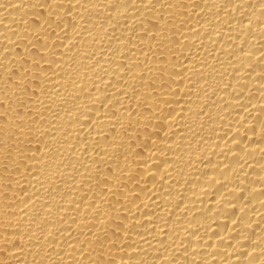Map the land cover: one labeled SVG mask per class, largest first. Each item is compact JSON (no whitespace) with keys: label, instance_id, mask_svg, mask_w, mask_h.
<instances>
[{"label":"bare ground","instance_id":"bare-ground-1","mask_svg":"<svg viewBox=\"0 0 264 264\" xmlns=\"http://www.w3.org/2000/svg\"><path fill=\"white\" fill-rule=\"evenodd\" d=\"M0 264H264V0H0Z\"/></svg>","mask_w":264,"mask_h":264}]
</instances>
